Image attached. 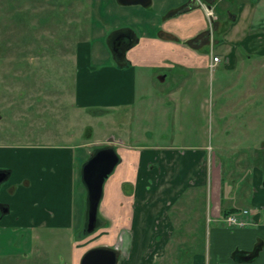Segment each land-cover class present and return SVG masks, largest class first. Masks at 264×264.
<instances>
[{
    "label": "crops",
    "instance_id": "1",
    "mask_svg": "<svg viewBox=\"0 0 264 264\" xmlns=\"http://www.w3.org/2000/svg\"><path fill=\"white\" fill-rule=\"evenodd\" d=\"M113 1L119 7L126 6ZM203 1L220 7L221 15L231 19L227 28L218 33V39L213 35L212 44L207 35L205 10L199 4L183 9L185 2L170 8L161 17L157 15L152 22L157 26L153 32L139 34L131 25L115 31L108 37V43L115 35L132 41L121 55L114 50L109 54L99 45L95 54V62L103 63L99 68L87 67L88 58L93 59V55L90 49L78 46L79 41L77 64L80 57L83 60L82 68L76 73L74 104L79 108L101 107L104 112L134 106L139 99L141 106L152 101L163 108L184 102L189 106L188 112L180 109L177 112L201 115L203 121H209L211 131L214 127L211 122L215 121V130L220 132L215 134L216 138L230 135L229 131L242 126L243 121L244 141L248 142L253 136V132H248L261 124L260 121L264 125V117L250 114L252 109H249L234 128L232 125L226 129L221 122L227 118L226 104L234 102L236 110H240L252 100L217 99L215 103L212 97L215 77L209 75L207 81L201 75L194 78L195 74L212 72L217 67L235 68L243 56L246 59L264 56V0ZM155 5L151 0L148 6L141 7L149 13ZM104 51L108 60L100 61ZM212 54L219 57L214 68L209 66ZM155 80L157 87L153 84ZM142 81L147 84L137 92V84L144 85ZM217 87L223 88L221 81ZM184 89L188 90L186 96ZM199 94L201 97L197 99ZM186 128L185 136L193 137L190 126ZM163 134L159 129L158 135ZM222 145L218 139L214 145L212 138L206 145L205 142L134 145L122 147V151L130 150L125 157L115 149L120 161L113 169L111 185L107 182L104 185L98 207L102 222L86 233L87 201L81 167L94 151L89 148L92 143L83 141L78 146L0 144V171L6 173L0 183V246L7 229L16 235L18 244H29L36 239L44 241L41 234L34 233L35 229L73 228L71 264H80L85 252L94 247L116 249V264H264V136H259L254 145L250 162L240 166L242 169L236 166L238 173L248 171L246 183L241 184L243 188L223 187L225 159L214 149ZM239 146L235 148H239L241 156L249 155V143L244 145L247 147ZM76 147L81 149L78 157ZM221 151L225 153L227 149L221 148ZM79 164L80 170L76 173ZM76 188L78 200L74 196ZM228 210H235L232 213L243 224L222 225L223 212ZM29 230L33 234L24 237ZM13 240L14 236L9 243ZM19 248L17 245L9 254L27 255L31 246L28 251Z\"/></svg>",
    "mask_w": 264,
    "mask_h": 264
},
{
    "label": "rangeland",
    "instance_id": "2",
    "mask_svg": "<svg viewBox=\"0 0 264 264\" xmlns=\"http://www.w3.org/2000/svg\"><path fill=\"white\" fill-rule=\"evenodd\" d=\"M186 1L152 0V5H156L149 13H145L141 6L119 7L113 0H0V144L78 146L87 141L92 143L89 148H94L97 144L102 145L113 138L117 140L115 149L121 157H125L130 150L122 151V147H150L154 143L198 145L205 142L206 145L211 138L215 145L218 139L223 145L214 149L218 154L222 153L225 159L222 169L224 189L234 185L243 188L241 184L244 181L246 183L248 171L244 169L238 173L237 167L242 169L240 166L250 162L254 145L258 143L259 136H264V125L261 121V124H256L253 130L248 132H253V136L245 142L243 121L242 126H239V123L237 129L229 131L230 135L216 138L215 134H220L215 130L216 122H211L214 127L212 126V131L211 128L209 130V121H203L201 115L192 116L186 113L189 106L184 102L163 108L152 101L141 106L139 99L134 106H120L113 111L107 109L101 112V107L79 108L73 101L76 73L82 68L83 60V57H80L77 64L76 45L79 41L81 42L78 46H85L93 55V59L88 58L90 65L87 66V61L86 66L91 68L94 65L99 68L103 63L95 62L97 48L102 44L104 50L111 54L108 37L115 31L131 25L139 34L153 32L157 26L152 22L157 15L161 17L170 8L178 7ZM72 6H76V14V8ZM217 20L213 27L217 28V31L220 28V31L213 30L215 39H218L223 22L219 21L220 16ZM100 57V61L108 60L105 51ZM109 58L112 56L109 55ZM242 59L235 68L217 67L212 72L195 74L194 78L197 79V76L201 75L202 79L207 81L209 75L215 77L212 95L215 103L217 99L229 102L231 98L240 102L252 100L248 107L240 110H236L234 102L225 105L227 118L221 123L226 129H230L232 125L234 128L239 119L247 116L245 113L249 109H252L250 114L264 117V56L248 59L244 57L245 62H242ZM218 81H221V90L217 87ZM143 83L142 87L140 83L137 84V92H141L147 84L142 81ZM153 84L158 86L157 80L153 81ZM153 91L156 93L155 89ZM183 91L186 96L188 90ZM199 97L201 94L196 96L197 99ZM179 109L186 112H177ZM234 120L236 122L233 124ZM187 126H190L193 137L185 136ZM159 129H162L163 136L158 135ZM227 132L228 130L222 134ZM247 143L249 155L241 156L239 148L235 147ZM233 144L238 146L234 147ZM221 148H226L227 151L224 153ZM80 150L76 147L77 157ZM79 168L80 164L75 168L76 173H79ZM114 170L105 179L103 189L106 182L111 185ZM74 196L78 200L79 189H75ZM235 196L242 199L240 193ZM77 214L78 212L75 218L78 219ZM222 225L226 226L224 223ZM72 230L73 228L35 229L34 233L41 234L40 237H43L44 241L36 239L29 244H18L16 235H13L10 229L4 230V240L0 246V264H71V247L75 235L73 233L70 238ZM31 234L33 233L29 230L22 236L27 238ZM13 236L14 240L10 244ZM20 241L22 242V239ZM17 245L21 251H28L31 246L30 253L26 256L10 255V250H15Z\"/></svg>",
    "mask_w": 264,
    "mask_h": 264
},
{
    "label": "water",
    "instance_id": "3",
    "mask_svg": "<svg viewBox=\"0 0 264 264\" xmlns=\"http://www.w3.org/2000/svg\"><path fill=\"white\" fill-rule=\"evenodd\" d=\"M120 4H139L148 6L151 0H117ZM121 37L114 39V49L121 44ZM113 138L107 141H112ZM120 161L113 146H104L94 150L81 167V181L86 191L87 223L86 233H91L97 225L99 202L103 193V184L108 175ZM6 173L0 171V183L5 179ZM117 251L109 247H94L85 252L80 264H116Z\"/></svg>",
    "mask_w": 264,
    "mask_h": 264
},
{
    "label": "flooded vegetation",
    "instance_id": "4",
    "mask_svg": "<svg viewBox=\"0 0 264 264\" xmlns=\"http://www.w3.org/2000/svg\"><path fill=\"white\" fill-rule=\"evenodd\" d=\"M193 4H199L205 10L206 17H207V19L209 21L208 22L207 35H208L209 40H210V42L212 44V42H213L212 39H213V35H214L213 34V30H214L213 25H215L218 22L217 18H219V16L222 14L223 10L220 9V7L217 8L215 5L212 6L210 3H206L203 0H187L185 2L184 6H182V8L183 9L190 8ZM219 21H221V16H220V20ZM115 37L117 38L119 36L115 35L113 38L111 37V42L114 41ZM131 41H132L131 38H128V40H127L124 37H122L121 44L116 46L115 49H114L113 43L110 42L108 44L110 45L111 48H113L112 50H114L117 55H121V54H124L125 49L127 48V45H129L130 44L129 42H131ZM109 142H105L104 146L111 145V146L114 147V144H112V143H115L116 141L113 139L110 143ZM114 149H115V147H114ZM119 159H120V157H119ZM24 256H26V255H24Z\"/></svg>",
    "mask_w": 264,
    "mask_h": 264
},
{
    "label": "built area",
    "instance_id": "5",
    "mask_svg": "<svg viewBox=\"0 0 264 264\" xmlns=\"http://www.w3.org/2000/svg\"><path fill=\"white\" fill-rule=\"evenodd\" d=\"M218 61H219V57L217 55H211L210 63H209L210 68H213ZM242 213H246V210H243ZM222 221L226 226H237L243 224V221L239 219V216L235 213L227 214L222 218Z\"/></svg>",
    "mask_w": 264,
    "mask_h": 264
},
{
    "label": "trees",
    "instance_id": "6",
    "mask_svg": "<svg viewBox=\"0 0 264 264\" xmlns=\"http://www.w3.org/2000/svg\"><path fill=\"white\" fill-rule=\"evenodd\" d=\"M220 16H221V20H223L222 29H221V32H223L227 28V26L229 25L231 19L225 17V15H220ZM101 147H104V144L99 145V146H95L93 149L96 150L97 148H101ZM233 211H235V210L224 211L223 216H226L227 214L232 213ZM97 222L98 223L102 222V219L100 218L99 213H97Z\"/></svg>",
    "mask_w": 264,
    "mask_h": 264
}]
</instances>
